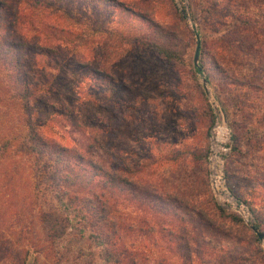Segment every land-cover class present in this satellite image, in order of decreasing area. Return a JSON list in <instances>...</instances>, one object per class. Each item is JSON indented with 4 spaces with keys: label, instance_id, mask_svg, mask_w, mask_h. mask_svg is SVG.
Wrapping results in <instances>:
<instances>
[{
    "label": "rangeland",
    "instance_id": "374dc122",
    "mask_svg": "<svg viewBox=\"0 0 264 264\" xmlns=\"http://www.w3.org/2000/svg\"><path fill=\"white\" fill-rule=\"evenodd\" d=\"M61 1L75 19L63 23L71 42L60 47L47 71L52 75L45 85L50 91L38 94L35 120L43 124L39 132L66 147L81 138L72 122L87 127L96 116L101 120L104 168L112 171L106 146L113 139L118 175L128 182L119 185V215L127 223L142 215L154 221L147 237L118 232L122 243L150 261L164 256L162 264L181 262L175 242L189 244L192 264H264V239L257 242L254 233H264V0ZM236 18H251L249 37L262 51L248 48V41L224 42L245 39L240 30L231 33L238 26ZM148 31L153 41L160 34L172 35L178 62L157 58L145 40ZM196 47L195 63L204 69L199 74L192 70ZM213 63L221 70L206 71ZM232 79L256 87L237 86ZM62 102L70 110L67 116L42 113ZM219 110L227 127L230 120L240 126L231 127L239 138L237 150L229 149L223 158L230 202L224 193L214 196L210 191L205 161L214 125L210 114L215 122ZM23 193L20 187L16 205ZM217 209L240 221L219 215ZM15 210L0 196V264L102 263L99 249L88 240L75 245L65 238L59 247L68 252L57 260L47 257L48 248L35 253L27 245L28 219L24 214L18 218L22 211Z\"/></svg>",
    "mask_w": 264,
    "mask_h": 264
},
{
    "label": "trees",
    "instance_id": "16d2710c",
    "mask_svg": "<svg viewBox=\"0 0 264 264\" xmlns=\"http://www.w3.org/2000/svg\"><path fill=\"white\" fill-rule=\"evenodd\" d=\"M97 1L102 4L108 0ZM124 12L136 16L129 9ZM73 17L70 7L61 0H0V196L8 200V206L16 207L15 211H22L18 218L24 214L28 219L27 245H32L35 253L48 248L44 253L57 260L68 252L61 251L59 247L60 242L68 238L69 244L75 245L82 240L91 241L99 249L101 264H162L164 256L156 262L154 259L150 261L142 251L132 250L122 243L118 235V232L131 231L140 237H147L153 232L151 224L154 221L142 215L135 219V223H127L119 215L116 208L119 185L128 182L118 175L121 167L115 161L118 153L113 139L106 146L112 158V171L104 168L101 120L96 116L87 123V127L72 122L71 127L80 129L81 135L75 141L76 146L72 147L61 145L38 131L43 124H37L33 104L38 101L40 92L50 91L45 85L52 80V75L47 71L57 61L60 47L71 42L69 28L63 23ZM236 20L238 26L231 33L236 34L240 30L245 39H226L224 42L231 46L232 43L240 45L248 41V48L262 51L257 41L250 39L254 37H249L253 34L252 27H249L251 18ZM241 33L238 32L237 37ZM151 35L148 31L145 40L149 41L157 58L178 62L177 50L170 43L172 35L160 34L155 41ZM220 68L219 64L213 63L206 71H218ZM192 70L198 74L204 72L202 65L198 69L192 67ZM209 79L208 75L204 76L206 84ZM231 81L237 86L256 87L250 82ZM201 94L204 93L201 91ZM43 109L42 113L50 112L52 118H62L70 113L64 102L61 106L52 104ZM210 115L213 125L215 115ZM228 126L234 129L240 127L231 120ZM234 133L232 130L231 151L237 150L239 144V138ZM20 187L24 193L16 205L13 200ZM217 210L225 218L240 221L238 216L224 215L223 211ZM34 223L38 230H33ZM253 228L257 230L258 224H253ZM260 237L264 239V233H260ZM255 240L258 242L259 238L256 236ZM188 245L175 242L174 253L181 260L179 264H192ZM174 248L169 251L173 253ZM4 250L9 251L8 248ZM79 250L76 248L75 252Z\"/></svg>",
    "mask_w": 264,
    "mask_h": 264
},
{
    "label": "built area",
    "instance_id": "2783aa9c",
    "mask_svg": "<svg viewBox=\"0 0 264 264\" xmlns=\"http://www.w3.org/2000/svg\"><path fill=\"white\" fill-rule=\"evenodd\" d=\"M230 137L231 130L226 126L219 112V117L215 119L214 125L210 130L209 146L205 161L210 191L214 196L224 193L223 195L227 198L228 202L231 199L224 183L223 158L229 151ZM242 208V205L238 206L239 211H242Z\"/></svg>",
    "mask_w": 264,
    "mask_h": 264
},
{
    "label": "water",
    "instance_id": "95a60500",
    "mask_svg": "<svg viewBox=\"0 0 264 264\" xmlns=\"http://www.w3.org/2000/svg\"><path fill=\"white\" fill-rule=\"evenodd\" d=\"M197 54H198V48L196 47L195 50H194L193 62H194V66L198 69V66H197L196 63H195V62H196V58H197ZM219 112H220L221 117H222V119H223V115H222V113H221L220 110H219ZM254 233L256 234V236H257L259 239H261L260 235H259L256 231H254Z\"/></svg>",
    "mask_w": 264,
    "mask_h": 264
}]
</instances>
